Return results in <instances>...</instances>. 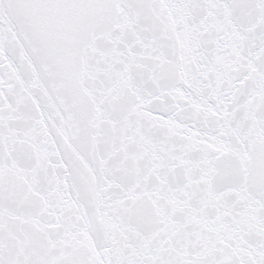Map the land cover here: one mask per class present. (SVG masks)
I'll return each instance as SVG.
<instances>
[{"label":"snow or ice","instance_id":"1","mask_svg":"<svg viewBox=\"0 0 264 264\" xmlns=\"http://www.w3.org/2000/svg\"><path fill=\"white\" fill-rule=\"evenodd\" d=\"M0 264H264V0H0Z\"/></svg>","mask_w":264,"mask_h":264}]
</instances>
